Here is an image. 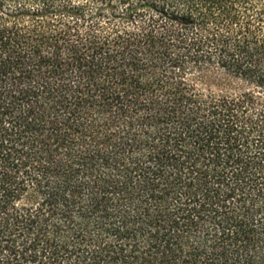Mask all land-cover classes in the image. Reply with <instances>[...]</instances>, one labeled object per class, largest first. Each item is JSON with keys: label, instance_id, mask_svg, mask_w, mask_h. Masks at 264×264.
<instances>
[{"label": "trees", "instance_id": "trees-1", "mask_svg": "<svg viewBox=\"0 0 264 264\" xmlns=\"http://www.w3.org/2000/svg\"><path fill=\"white\" fill-rule=\"evenodd\" d=\"M0 264H264V0H0Z\"/></svg>", "mask_w": 264, "mask_h": 264}]
</instances>
